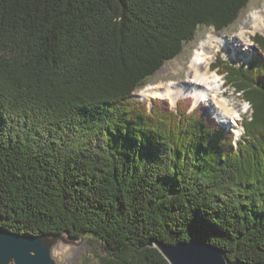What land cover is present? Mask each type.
<instances>
[{
    "label": "trees",
    "instance_id": "trees-1",
    "mask_svg": "<svg viewBox=\"0 0 264 264\" xmlns=\"http://www.w3.org/2000/svg\"><path fill=\"white\" fill-rule=\"evenodd\" d=\"M250 0H0V228L69 231L96 264H168L148 239H197L264 264V34L212 68L249 104L243 132L137 86Z\"/></svg>",
    "mask_w": 264,
    "mask_h": 264
},
{
    "label": "water",
    "instance_id": "water-1",
    "mask_svg": "<svg viewBox=\"0 0 264 264\" xmlns=\"http://www.w3.org/2000/svg\"><path fill=\"white\" fill-rule=\"evenodd\" d=\"M86 238L69 231L31 235L0 228V264H74ZM146 246L157 249L168 264H244L229 262L221 248L197 239L167 243L150 238L138 249Z\"/></svg>",
    "mask_w": 264,
    "mask_h": 264
},
{
    "label": "bare ground",
    "instance_id": "bare-ground-1",
    "mask_svg": "<svg viewBox=\"0 0 264 264\" xmlns=\"http://www.w3.org/2000/svg\"><path fill=\"white\" fill-rule=\"evenodd\" d=\"M258 31L264 32V8L251 9L244 14L232 34H205L193 48L188 66L185 67V79L149 85L140 91L141 98H167L174 105L179 98L190 96L195 103L205 101L208 106L213 107L221 121L230 124L239 113L230 107L223 94H219V76L216 71L210 70L211 62L220 51L227 55V47L231 43L236 46H250L251 35ZM176 69L181 70V67Z\"/></svg>",
    "mask_w": 264,
    "mask_h": 264
},
{
    "label": "rangeland",
    "instance_id": "rangeland-1",
    "mask_svg": "<svg viewBox=\"0 0 264 264\" xmlns=\"http://www.w3.org/2000/svg\"><path fill=\"white\" fill-rule=\"evenodd\" d=\"M264 8V0H250L246 7L241 11L238 18L227 28L216 31L213 27L208 26H200L193 38L190 42H187L183 45V48L181 52L174 57L171 60L166 61L162 67L157 70L153 75L147 77L144 79L135 89L133 92V96L137 98L138 100L144 101L148 104H150V101L152 99H166L168 100L169 104L172 105L171 101L167 98H161V97H151L150 99H144L140 96V91L144 90L149 85H156L161 81H175V80H184L185 79V71L189 63V58L192 55L193 48L196 46L197 42L205 36L207 33H223V34H232L235 32L237 28L238 22L242 19L244 14L249 12L251 9H261ZM256 34H264V32H255L252 34L251 39L254 38ZM227 55H225L222 51L219 52L220 56L223 60L227 61L228 63L232 65H246L249 61L250 57L256 53H259L258 47L254 44L252 41L250 46H240V45H233V43L229 44L227 47ZM218 57V55H217ZM217 57L211 62L210 70L216 71L219 76V94H223V98L226 99V102L229 103L230 107H233L234 109L238 110V117L236 120L231 122L230 124L224 123L220 120V118L216 115L214 109L212 106H208L205 101H199L198 103H195L192 97H181L177 101H187L190 102L189 109L192 110L194 107L198 106L201 108H204L209 116L214 118V120L217 122V124L221 126H225L228 129H232L234 133H236L237 137L240 136V134L243 132V127L241 125V121L243 117H249V114L251 113L249 104L245 101H243L241 98H239V93L236 92L233 87L226 83V79L224 74L220 72V70L217 71L216 69L212 68V64L217 60ZM177 67H181V70L177 71ZM177 102L175 103V105ZM105 254L104 250L96 242L95 240H91L89 238H86L83 240V244L76 256V261L74 264H96L99 260V257Z\"/></svg>",
    "mask_w": 264,
    "mask_h": 264
}]
</instances>
